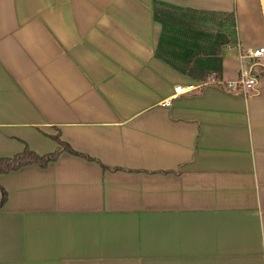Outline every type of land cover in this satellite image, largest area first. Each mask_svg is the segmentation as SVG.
Wrapping results in <instances>:
<instances>
[{"label": "crops", "instance_id": "crops-1", "mask_svg": "<svg viewBox=\"0 0 264 264\" xmlns=\"http://www.w3.org/2000/svg\"><path fill=\"white\" fill-rule=\"evenodd\" d=\"M261 47L260 0H0V159L75 153L0 175V264H264V79L174 96Z\"/></svg>", "mask_w": 264, "mask_h": 264}, {"label": "built area", "instance_id": "built-area-1", "mask_svg": "<svg viewBox=\"0 0 264 264\" xmlns=\"http://www.w3.org/2000/svg\"><path fill=\"white\" fill-rule=\"evenodd\" d=\"M240 58L243 65L241 67L239 77L236 80L224 81L218 78L215 73H212L209 74L200 84L176 87L174 96L177 97L179 95L192 94L198 89L206 87H225L228 91H239L240 93L247 95L260 80L264 79V71L259 74H254L246 65V62L247 60H259L264 58V47L242 51V53H240ZM170 102L171 99H168L163 103V105L169 106Z\"/></svg>", "mask_w": 264, "mask_h": 264}, {"label": "trees", "instance_id": "trees-1", "mask_svg": "<svg viewBox=\"0 0 264 264\" xmlns=\"http://www.w3.org/2000/svg\"><path fill=\"white\" fill-rule=\"evenodd\" d=\"M163 6L173 8L171 5H167L162 2H156V10L154 11V15L158 21H163L168 18L165 16L166 14L161 13V9ZM169 22L172 21L169 19ZM212 73H215L218 76L215 71L209 72L207 76ZM54 140L58 143L59 147L58 150L53 154L47 156H39L38 154L30 151L29 149H25L23 153L16 155L13 158L0 159V175L16 171L24 166L32 164H37L41 167H46L50 162H53L58 159L62 150H68L72 152V150L60 140L59 136H55ZM72 153L75 154L74 152ZM1 192L2 193H0V208L4 205L6 201V193L4 191Z\"/></svg>", "mask_w": 264, "mask_h": 264}, {"label": "rangeland", "instance_id": "rangeland-1", "mask_svg": "<svg viewBox=\"0 0 264 264\" xmlns=\"http://www.w3.org/2000/svg\"><path fill=\"white\" fill-rule=\"evenodd\" d=\"M219 18L220 17L215 16V15L205 14L204 16H202V18H201L202 20L201 21H202V23L204 22L205 25H207V26H208L207 23H210V25L208 27H211L209 29H210V31H213L212 27H214V29H215V25L217 23H219V20H218ZM206 76H207V74L206 75L204 74L203 77H206ZM203 77H201V78H203Z\"/></svg>", "mask_w": 264, "mask_h": 264}, {"label": "water", "instance_id": "water-1", "mask_svg": "<svg viewBox=\"0 0 264 264\" xmlns=\"http://www.w3.org/2000/svg\"><path fill=\"white\" fill-rule=\"evenodd\" d=\"M260 3H261V8H262V14L264 17V0H260Z\"/></svg>", "mask_w": 264, "mask_h": 264}]
</instances>
